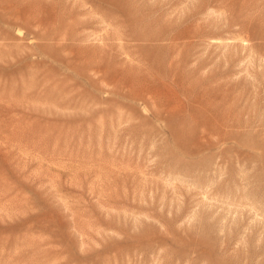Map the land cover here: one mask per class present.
<instances>
[{
	"label": "rangeland",
	"instance_id": "obj_1",
	"mask_svg": "<svg viewBox=\"0 0 264 264\" xmlns=\"http://www.w3.org/2000/svg\"><path fill=\"white\" fill-rule=\"evenodd\" d=\"M0 264H264V0H0Z\"/></svg>",
	"mask_w": 264,
	"mask_h": 264
}]
</instances>
